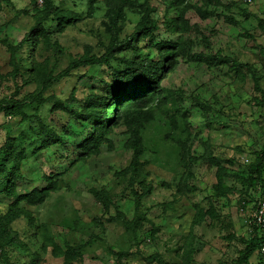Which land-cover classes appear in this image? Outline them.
Returning a JSON list of instances; mask_svg holds the SVG:
<instances>
[{"label": "rangeland", "instance_id": "obj_1", "mask_svg": "<svg viewBox=\"0 0 264 264\" xmlns=\"http://www.w3.org/2000/svg\"><path fill=\"white\" fill-rule=\"evenodd\" d=\"M45 1L0 0V104L23 111L0 113V264H235L264 150V0H122L116 36L114 0ZM163 42L150 103L116 105Z\"/></svg>", "mask_w": 264, "mask_h": 264}, {"label": "trees", "instance_id": "obj_2", "mask_svg": "<svg viewBox=\"0 0 264 264\" xmlns=\"http://www.w3.org/2000/svg\"><path fill=\"white\" fill-rule=\"evenodd\" d=\"M115 4L112 6L107 13V17L109 19V24L111 26V30L114 32V35L116 36L117 31L120 30V23L124 21V14H123V3L122 0H114ZM120 1V2H119ZM42 2V1H41ZM45 6V9L43 11L44 17H48L54 12L53 5L51 2H48L46 0L43 4ZM264 22V21H263ZM264 24V23H263ZM154 26V23L151 21L150 17H148V13L143 17V19L138 23L137 25V32L134 33L135 37L138 36L137 39L146 38L150 34L151 27ZM175 30L178 28V24L175 23ZM132 39V38H131ZM21 48V45L15 46L11 51V64L14 68H16L15 63V55L16 52ZM177 48L175 45H173L170 42H163L158 49V55L163 60H159L157 62L155 61H135L134 67L130 69L134 71L132 72V79L136 80L135 88L132 89L127 95L117 96L114 92H112V95L116 97L115 104H120L119 98L122 99L121 106L126 108L135 107L136 109H144L151 101L152 95H153V88L152 86L157 84L159 81V75L163 71L164 68V62L167 59H171L176 55ZM112 49L107 51V53L104 55L103 59H92L88 60V64H95L97 62H107L109 58H111ZM225 61V60H224ZM16 70V69H15ZM114 105V106H116ZM0 113H3L5 116L8 117H15V116H22L23 111L22 107L19 104H6L1 105L0 104ZM114 114L112 113L110 116L107 115V120L110 122H113ZM102 136L100 134L95 135L94 139L99 140ZM135 149L139 147V143L136 140L134 142ZM6 163H9L8 160L5 161ZM5 163V164H6ZM5 164L3 165L4 167ZM249 177L246 180L247 188L249 190H252V196L255 204V212L253 221L251 223V233L252 236L249 240H247L244 244L246 245L244 249L240 250L238 252V257L235 261V264H248L250 257L254 253V251L258 248L260 251L264 252V232L262 228L256 223L255 216L257 215L258 207H259V192L264 188V150H261L257 153H255V160L247 167ZM141 197L138 196L136 198V204L139 205ZM256 199V200H255ZM117 218L121 221L122 226L127 230H132V225L125 217L118 214ZM1 232V231H0ZM155 260L158 264H167L164 263V261L160 258L159 255L155 256Z\"/></svg>", "mask_w": 264, "mask_h": 264}, {"label": "built area", "instance_id": "obj_3", "mask_svg": "<svg viewBox=\"0 0 264 264\" xmlns=\"http://www.w3.org/2000/svg\"><path fill=\"white\" fill-rule=\"evenodd\" d=\"M258 204H259V207H258L257 215L255 216V221L262 228L264 232V188L259 192V203Z\"/></svg>", "mask_w": 264, "mask_h": 264}]
</instances>
